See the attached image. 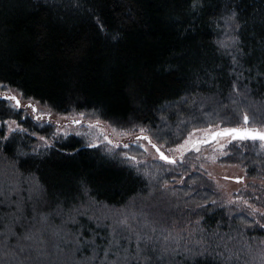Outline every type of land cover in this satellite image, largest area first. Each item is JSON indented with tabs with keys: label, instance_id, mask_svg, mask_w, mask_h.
I'll list each match as a JSON object with an SVG mask.
<instances>
[{
	"label": "trees",
	"instance_id": "obj_1",
	"mask_svg": "<svg viewBox=\"0 0 264 264\" xmlns=\"http://www.w3.org/2000/svg\"><path fill=\"white\" fill-rule=\"evenodd\" d=\"M0 84L60 117L84 113L83 127H143L168 146L198 128H242L245 114L264 130V0H0ZM10 103L0 99V264H101L121 235L131 254L135 235L152 238L143 264H264L255 193L223 196L181 160L192 147L175 163L133 162ZM8 118L27 132L8 134ZM225 137L220 160L264 179V141Z\"/></svg>",
	"mask_w": 264,
	"mask_h": 264
},
{
	"label": "rangeland",
	"instance_id": "obj_2",
	"mask_svg": "<svg viewBox=\"0 0 264 264\" xmlns=\"http://www.w3.org/2000/svg\"><path fill=\"white\" fill-rule=\"evenodd\" d=\"M0 91L1 92L4 91L2 89L1 84H0ZM20 102H21V110L23 114L33 119L34 122H36L37 124L40 125L46 123L48 124L50 122V124L52 123L53 125L58 126L65 133H80V135H83L84 141L88 142L89 144L93 143L97 145L99 143L106 142L103 140V136L100 134V127H103L105 130V134L113 142L110 145L125 149L126 151L124 150L123 152L126 154H130L131 156H135L137 162L142 161L141 156H143V158H149L152 160L155 159V161H157L156 159H160L158 157V152L156 151L155 148L152 147V144L154 143L157 144L162 150L166 151L171 156L172 154H178L183 150L191 147L192 143L195 140L204 138L205 133L202 130L218 129L216 125L194 129L191 132H189V133H194V135L191 138L189 137L188 134L187 137L181 143L168 146L164 143L158 144L154 142L151 139V137L147 135L146 133L147 130L143 127H141L140 129H144L145 131L141 132L140 129L135 131L104 122L102 123L101 126L90 129L88 126L89 123H87V126L85 127H83L81 124L71 123L72 118L74 117L80 118L79 114L60 117L57 113H54V110L52 108L36 100L27 99V100H20ZM29 102L35 105L36 109L38 110L36 113H33L32 108L26 107V105ZM42 113H50V116H45V118L42 120H36L35 116L41 115ZM62 117H68V119H62ZM5 121H16L19 124L20 128L23 129V124L15 119L8 118L1 122H5ZM13 127H15V125H13ZM6 128L8 131L7 124H6ZM112 129H116L117 133L127 132L129 134L128 135L116 134L113 133ZM197 130H201V131H197ZM10 133L11 132L8 131V134ZM84 133H87V135H84ZM145 135L150 137L152 143H149L148 141L143 139L136 138L137 136H145ZM209 135L210 133L208 134V137ZM186 140H188L189 143L185 145ZM228 140H229L228 137L221 136L218 137L216 140H213L211 143L197 145L199 147V151L193 149L192 151H190L191 153L189 152L188 154L183 156L181 160L186 162L187 165L192 169L205 170L207 174L214 179L215 186L223 192L222 193L223 196L231 198L232 200L239 199L240 196L238 195V193L242 187L243 189L249 188L255 193L254 196L256 200L261 203L260 205L257 206V208L264 210V179L253 180L247 176L246 169L244 166L240 165L239 163H229L220 160V158L229 151L227 147ZM124 144H128L129 147L124 148L123 147ZM180 145H185V148L177 151L176 149ZM221 145H223V147H221ZM170 149L172 151H169ZM158 170L159 169L156 166L151 176L152 175L156 176L159 173ZM251 181L258 183V185L251 186L250 185ZM179 182L182 183V179H180ZM245 199L250 202V205H254L257 203V201L253 199L251 200L249 197H245Z\"/></svg>",
	"mask_w": 264,
	"mask_h": 264
},
{
	"label": "snow or ice",
	"instance_id": "obj_3",
	"mask_svg": "<svg viewBox=\"0 0 264 264\" xmlns=\"http://www.w3.org/2000/svg\"><path fill=\"white\" fill-rule=\"evenodd\" d=\"M3 99L8 100L10 103V106L13 109L19 110L21 108V102L20 99L15 96V95H8V94H4ZM26 107L32 108L33 113H36L38 110L36 109L35 105L32 104L31 102H29ZM45 116H50V113H42L41 115H37L35 116L36 120H42L45 118ZM85 116L84 113H80L79 117L80 118H72L71 123L73 124H80L82 123V118ZM62 119H68V117H62ZM243 121H244V127L242 128H224L222 130H215V129H204L202 130L205 133L204 138L199 139V140H195L192 143V148L196 151H199V147L197 145H201V144H207V143H211L212 140H216L217 137H221V136H230L233 140L239 139V140H260V141H264V131L257 129V128H250L247 127V125L249 124V116L247 114L244 115L243 117ZM5 124H7L8 126V131L9 132H15V131H24L27 132V129H22L20 128L19 124L16 121H5ZM13 125H15V127H13ZM102 122L99 120H96L94 122L89 123V128H97L98 126H101ZM219 126H217L218 128ZM61 130L57 129V133H59ZM113 133L116 134H123V135H128L129 133L124 132V133H117L116 129H112ZM141 132H144V129H140ZM197 131H201V130H197ZM211 133V140L208 139V134ZM80 134V133H78ZM100 134L103 136V140L106 141L108 144H112L113 142L108 138V136L105 134V130L103 127H100ZM84 135H87V133H84ZM194 135V133H189V137L191 138ZM137 139H143L148 141L149 143L151 142V139L148 136H137ZM40 139L42 141H44L45 143H47V138L45 137H40ZM189 141L186 140L185 141V145L188 144ZM185 145H180L178 146V148L176 149L177 151H179L180 149H184ZM98 145L90 143L88 145V147H97ZM124 148H128L129 145L128 144H124L123 145ZM152 147L156 149V151L159 153V158L162 160L167 161L168 163H175L176 161L174 159H171L170 157H168L167 155H165L164 152L160 151L159 147H157L156 144H152ZM221 147H223V145H221ZM188 150V149H185ZM108 151H111V149H108ZM169 151H172L171 149ZM125 157L133 162L136 161V157L132 156V157H128L127 154H124ZM181 155H183V153H181ZM121 224L128 230V231H132L130 226L127 225L126 221H122ZM14 235V233H13ZM133 235H135L133 233ZM25 239H31V236H25ZM121 239H125V240H132L133 236H113L111 240H109L108 242V248L105 250L104 252V260L101 262V264H129L130 261H137L140 262V264H143L144 260L150 259V257L146 254L147 250L149 249V245L151 244L152 238L149 236H140V235H135V240H136V248H135V253L131 254L128 251L127 247H123L121 246ZM141 242H143L144 247H141ZM21 251H24L23 248L20 249ZM151 251L153 254H155L157 251H160V249L156 248L155 246H152ZM109 253H111L112 255H114L116 257L115 260H109L108 256ZM142 253H145V255H141ZM169 253V249L164 248L163 251H161L160 256L158 257V259H163L167 254Z\"/></svg>",
	"mask_w": 264,
	"mask_h": 264
},
{
	"label": "water",
	"instance_id": "obj_4",
	"mask_svg": "<svg viewBox=\"0 0 264 264\" xmlns=\"http://www.w3.org/2000/svg\"><path fill=\"white\" fill-rule=\"evenodd\" d=\"M5 94H7V93H5ZM8 95H11V94H8ZM13 95H15V96L18 97V95H16V94H13ZM18 98H19V97H18ZM19 99H20V98H19ZM230 128H239V127H230ZM216 130H222V129L219 128V129H216ZM262 131H264V130H262ZM149 138H150V137H149ZM217 138H218V137H217ZM217 138H216V139H217ZM208 139L211 140V133H210ZM212 141H213V140H212ZM154 144H155V143H154ZM156 145H157V144H156ZM157 147H159V146L157 145ZM191 147H192V145H191ZM191 147H189V148H191ZM159 149H160V151L164 152L165 155H167V156L170 157L171 159H174V156H170L166 151L162 150L160 147H159ZM158 156H159V153H158Z\"/></svg>",
	"mask_w": 264,
	"mask_h": 264
},
{
	"label": "flooded vegetation",
	"instance_id": "obj_5",
	"mask_svg": "<svg viewBox=\"0 0 264 264\" xmlns=\"http://www.w3.org/2000/svg\"><path fill=\"white\" fill-rule=\"evenodd\" d=\"M2 92H5V93H7V94H10L11 92L10 91H2ZM1 91H0V99H3L2 97H3V95L5 94V93H2ZM11 95H13L12 93H11ZM21 100V99H20Z\"/></svg>",
	"mask_w": 264,
	"mask_h": 264
}]
</instances>
